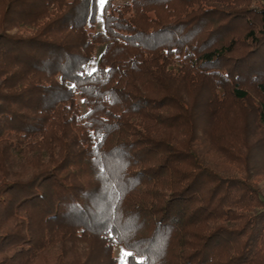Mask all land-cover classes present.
<instances>
[{"label": "trees", "instance_id": "1", "mask_svg": "<svg viewBox=\"0 0 264 264\" xmlns=\"http://www.w3.org/2000/svg\"><path fill=\"white\" fill-rule=\"evenodd\" d=\"M262 1L0 0V264H264Z\"/></svg>", "mask_w": 264, "mask_h": 264}, {"label": "rangeland", "instance_id": "2", "mask_svg": "<svg viewBox=\"0 0 264 264\" xmlns=\"http://www.w3.org/2000/svg\"><path fill=\"white\" fill-rule=\"evenodd\" d=\"M121 5H124L125 2H118ZM264 6V0L261 2L260 5L258 3H252L251 7L254 6ZM102 16V13L101 15ZM227 69L230 70V68H233V62L226 63ZM230 67V68H229ZM253 83L252 79L246 80V89L250 93V99L245 101L244 103H241L237 107H230L228 108L225 115L220 117L218 120H216L215 123V129L216 132L223 136L224 139H228L232 141L233 144H240L242 141L243 144L246 142V140L250 141L253 145L257 139V137L261 138L264 137L261 134L257 136V133L255 131V124H254V117L252 115L253 108L255 107V104H257L260 101V95L258 92L255 91L254 87L251 85ZM213 127V126H212ZM216 141L219 142L218 138H214ZM246 154H249V157L251 158V166L249 169L252 171L249 172H257L264 173V146H258L254 150H251V152L245 151ZM257 174V173H256ZM255 174V175H256ZM239 178L242 176L241 174L237 173ZM243 177V176H242ZM252 182L257 185L259 190L261 191L262 195L264 196V176H258V177H252ZM122 254H124V258L126 260L127 254L125 253L124 249L121 246L114 247L113 256L116 259H121Z\"/></svg>", "mask_w": 264, "mask_h": 264}, {"label": "snow or ice", "instance_id": "3", "mask_svg": "<svg viewBox=\"0 0 264 264\" xmlns=\"http://www.w3.org/2000/svg\"><path fill=\"white\" fill-rule=\"evenodd\" d=\"M98 2L100 4L101 9H103V6H104L106 0H98ZM92 71L94 72L95 69H93ZM88 74L90 75L91 73H88ZM72 87H74V85H72ZM127 255L131 256L132 253L129 252V253H127ZM119 264H128V262L124 258V254H122ZM137 264H145V261L143 259H141V260L137 261Z\"/></svg>", "mask_w": 264, "mask_h": 264}]
</instances>
